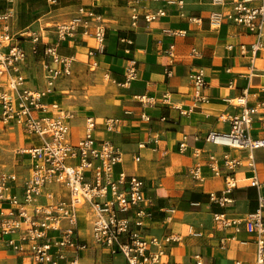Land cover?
<instances>
[{
    "label": "crops",
    "instance_id": "1",
    "mask_svg": "<svg viewBox=\"0 0 264 264\" xmlns=\"http://www.w3.org/2000/svg\"><path fill=\"white\" fill-rule=\"evenodd\" d=\"M165 1L56 0V5L51 6L47 0H0V7L12 8L14 34L29 30L42 35L45 44L55 43L54 27L62 19L76 15L81 6L103 16L106 36L104 53L96 57L97 68L88 65L87 52L93 46V39L90 35L83 36L81 28L74 39L58 47L61 56L74 58L71 75L59 79L54 93L44 97L42 103L56 104L60 111L72 116L69 123L72 143L83 137L84 119L91 116L97 122L95 138L111 141L121 149L123 162L114 167V172L123 171L143 180L146 203L152 215L147 234L162 237L176 232L183 236L182 246L166 248L161 264H195L196 255L203 264H234L237 261L256 264L254 238L242 226L239 232L234 227H222L213 216L223 214L229 219H239L256 212L261 204L264 221V149L252 153L251 169L247 166V150L215 146L206 143L204 137L212 131H229V124L218 120V115L240 112L224 99L246 91L252 105L264 96V51H258L255 57L250 52L244 55L240 52L241 45L249 51L250 45L258 41L243 27L229 23L217 29L210 26V13H229L234 0H227V4L220 7L213 6L212 0H170L174 2L171 5ZM178 1H182V7H178ZM159 9L165 11L163 17L153 22L144 19L145 14ZM134 13L138 15L136 22L131 20ZM123 39L126 42H121ZM259 41L264 46V26ZM21 45L27 53L26 61L20 66L25 85L42 90L45 87L44 63L32 54L30 37H25ZM131 59L136 61V79L129 85H122L124 68ZM80 68L86 76L107 83L105 89L112 96L107 108H89L71 100L77 95L72 77ZM198 70L204 74L207 84L204 94L210 103L194 107L190 76ZM106 75L108 81L104 79ZM144 94L157 100L155 107L143 109L133 99L135 95ZM164 95L168 96L167 103L162 102ZM177 108L193 109L183 115ZM142 114L150 121H144ZM107 118L119 120L111 132H106L102 126ZM262 133L258 122L252 124V137L259 138ZM183 142L187 146L181 152L179 144ZM38 143L35 137L24 134L20 126L0 121V176L16 177L10 185L11 192L18 197L22 195V185L32 167L30 157L22 151ZM141 144L144 147L139 148ZM224 154L238 158L242 166L234 172L236 187L226 196L231 201L218 204L211 201L210 195L220 194L225 186L226 172L218 161ZM134 156L139 161L136 162ZM211 165L219 169L218 175L211 170ZM197 166L199 179H194L190 172ZM253 180L257 187L250 186ZM168 209H174V213L166 223ZM85 224L80 219L81 239L89 244L88 250L80 255V264H126L123 257L111 256L107 250L93 246L90 233L84 230ZM188 227H193L201 236L186 235ZM6 239L0 236V264L19 262L17 255L6 248Z\"/></svg>",
    "mask_w": 264,
    "mask_h": 264
},
{
    "label": "built area",
    "instance_id": "2",
    "mask_svg": "<svg viewBox=\"0 0 264 264\" xmlns=\"http://www.w3.org/2000/svg\"><path fill=\"white\" fill-rule=\"evenodd\" d=\"M54 6L56 0H47ZM167 5L174 4L166 0ZM182 7V1L176 3ZM216 7L225 6L227 0H212ZM165 15L163 9L144 15L147 22H153ZM14 12L11 7H0V121L20 126L24 134L35 137L38 145L22 151L30 157L32 167L28 178L22 185V195L11 192L13 175L0 176V236L7 237L5 246L20 259L12 264H80V255L87 251L89 244L80 236V219L89 224L92 245L107 250L111 256H121L126 264H161L166 248L171 245L182 246L183 236L169 232L162 237L147 234L152 218L144 193V182L137 176L125 172L115 174L114 167L122 164L124 154L119 147L108 140H97V122L91 116L84 119V135L76 143L70 141V121L72 116L60 111L59 107L46 105L42 99L55 91L59 79L71 75L73 57L58 53L59 44L74 39L79 29L83 36H91L93 46L88 49V65L96 69V57L104 53L106 27L103 16L87 7H79L76 15L68 21L56 25L55 43L45 44L42 35L25 30L12 32ZM134 13L131 20L136 22ZM214 29L229 23L245 28L255 35L258 41L252 43L249 51L240 46L244 55L252 57L264 46L260 38L264 26V0H234L231 11L223 14L213 11L209 17ZM92 33L90 34V30ZM30 37L33 44L32 54L39 56L44 63L45 87L34 90L25 85L26 79L20 66L27 59L21 43ZM22 39V40H21ZM121 42H126L124 39ZM130 43V42H128ZM231 48V47H228ZM128 52V51H127ZM136 61L129 60L124 68L122 85H129L136 79ZM193 84V106L208 105L210 99L204 94L207 86L202 70L190 76ZM109 80L108 75L104 78ZM133 99L145 108L156 106L157 100L148 95H135ZM224 101L239 109V113H221L218 120L229 124V131L208 132L204 141L230 150L249 152L247 166L253 168L252 153L264 149V96L249 104L246 91ZM163 103L168 102L164 95ZM180 113L187 115L193 108ZM141 118L149 122L145 114ZM161 120H165L161 118ZM258 122L263 133L261 137L250 135L252 124ZM119 123L117 118H107L102 122L106 132L114 130ZM186 143H180L181 152ZM144 147L141 144L139 148ZM134 155V154H133ZM137 162L139 158L133 157ZM225 170V186L221 193L210 195L214 203L224 204L231 201L229 195L237 185L234 172L242 166L241 160L224 154L218 160ZM218 175L219 169L210 166ZM199 167L191 170L194 179H199ZM253 180L251 187H257ZM7 205V207H4ZM174 209L166 210L165 222L171 221ZM222 227H234L236 232L244 231L254 238L256 245V264L264 262V221L262 205L254 212L239 219H229L223 214L213 216ZM186 235L200 237L201 233L188 227ZM244 243V242H243ZM245 244V243H244ZM195 264H203L200 256H195ZM234 264H241L235 262Z\"/></svg>",
    "mask_w": 264,
    "mask_h": 264
},
{
    "label": "rangeland",
    "instance_id": "3",
    "mask_svg": "<svg viewBox=\"0 0 264 264\" xmlns=\"http://www.w3.org/2000/svg\"><path fill=\"white\" fill-rule=\"evenodd\" d=\"M69 19H62L61 21L58 22V24L64 23L68 21ZM57 24V25H58ZM72 83L73 86L76 88L75 93H77L75 99V103H82L87 105V107L92 108V107H97L101 109H105L109 106V102L111 101V94L107 92V83L104 82L103 80H100L99 78H92L88 77L85 75L83 72V69L80 68L78 69L77 73L73 75L72 77ZM109 87V86H108ZM85 99V97H87ZM10 133V132H7ZM13 134V132H12ZM84 230L89 234L90 233V228L89 224H85ZM83 231V230H82ZM113 262V259H112Z\"/></svg>",
    "mask_w": 264,
    "mask_h": 264
}]
</instances>
